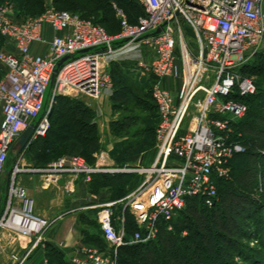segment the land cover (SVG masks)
<instances>
[{"label":"built area","instance_id":"obj_1","mask_svg":"<svg viewBox=\"0 0 264 264\" xmlns=\"http://www.w3.org/2000/svg\"><path fill=\"white\" fill-rule=\"evenodd\" d=\"M135 1L144 14L134 25L114 4L120 21L116 35L73 12L52 9L20 17L11 2L0 4V37L11 51L0 53L6 66L0 80V186L12 145L32 124L33 140L46 136L58 97L112 96L106 66L116 60L134 61L133 68L141 70L143 78H156L155 160L149 167L123 170L142 176L141 185L120 200L97 206L106 247L81 243L65 252L68 264H119L122 247L154 241L161 228L172 230L170 224L186 208L188 198L202 197L207 206H214L218 181L228 179L231 160L245 151L232 133L249 111L244 99L258 92L256 81L244 76L241 68L264 55V0ZM183 23L194 34L195 51L186 43ZM159 29V34L148 37ZM36 45L45 51L35 53ZM141 46L148 49L146 57ZM166 81L173 86H166ZM21 157L8 171L7 191L1 198L0 250L9 249L12 264H29L44 251L55 223L35 213L19 176L39 175L47 188L64 176H83L88 183L92 174L104 170L78 156L24 168ZM99 157L97 153L95 158ZM128 216L136 225L131 234L125 227ZM6 241L11 245L6 247Z\"/></svg>","mask_w":264,"mask_h":264},{"label":"trees","instance_id":"obj_2","mask_svg":"<svg viewBox=\"0 0 264 264\" xmlns=\"http://www.w3.org/2000/svg\"><path fill=\"white\" fill-rule=\"evenodd\" d=\"M8 1L15 4L18 1H24L23 8L20 6L17 8L20 17L36 16L43 7V0ZM58 3L80 9L84 12L80 15L82 18L91 20L102 27L114 28L116 21L120 26L114 8L115 0H60ZM99 13L103 16L99 17ZM105 30L110 34L108 28ZM263 59V54L257 55L258 62ZM5 74L0 77V80ZM114 80L111 101L115 109L123 110L127 114L111 123L112 131L128 134L133 128L143 126V129L135 134L134 140H124L115 145L112 157L115 163L121 166L126 165L131 158L143 155L155 147L159 116L152 93L153 105L148 108L144 100V91L150 82L156 81V78L142 79L138 86L139 95L135 96H133L134 90L129 87L127 79L118 77ZM256 83L258 92L244 99L249 106V111L246 117L237 124V128L244 135L245 151L236 154L230 162L232 179L218 181L220 182L218 201L214 206H207L202 197H190L187 199L186 208L172 221L173 224L182 225L189 231V237L181 240L189 248V252L187 253V250L181 246L180 240L174 233L161 228L155 241L122 247L119 251V264H230L231 252L227 250V247L233 246L234 250H241L243 247L241 242L250 239L249 231L252 229L253 232L258 231L259 223L257 222L261 218L260 207H264V204L256 198L255 191L259 189L260 184H264V116L254 114L252 119H249V116L252 100H257V104L264 109V93L257 81ZM64 98L61 100L60 107L53 108L51 113L57 118L54 121V126L57 128L54 130L50 128L45 137L38 138L29 146L30 150L35 146L41 148L37 157L35 156L36 163L33 167H45L62 156L82 157L90 165L95 161L94 154L100 151L96 128L91 125L93 119L91 110L81 101L68 99L65 101ZM137 110L148 113V117L136 115ZM65 112H68L69 120L65 119ZM61 119L69 124L66 125ZM76 127L85 128L86 134L77 133ZM51 151L53 152L50 153ZM43 153H48V157ZM90 158L92 160H89ZM38 161L42 164H38ZM125 184L126 176L119 173L114 175L92 174L86 189L91 194L105 200L108 199L107 195H112L109 199L117 196ZM100 190L106 192L98 195ZM96 224L98 234L85 235L84 243L105 248L106 243L101 228L97 221ZM125 227L128 234L135 232L136 225L131 216L127 217ZM195 242L200 243L201 248ZM45 251L49 264H68L65 253L53 245L47 244Z\"/></svg>","mask_w":264,"mask_h":264},{"label":"rangeland","instance_id":"obj_3","mask_svg":"<svg viewBox=\"0 0 264 264\" xmlns=\"http://www.w3.org/2000/svg\"><path fill=\"white\" fill-rule=\"evenodd\" d=\"M59 1L60 0H43V5H42L43 7L41 10L38 11V13L36 15H41L42 13H44L48 10H52V9L60 10V11H69V12L76 13L78 15L84 14V12L80 11V9H74L73 7L60 5L58 3ZM115 1H116V6L125 12L127 19L129 20V22L132 25L136 24L138 22V18L144 14L142 7L135 0H115ZM5 2H11V1L0 0V4H3ZM11 3L13 5V9L15 11V14L18 15L19 12H18L17 8L19 6L23 8L22 5H24V1H18L16 4L13 2H11ZM84 3H86V2H84ZM98 15H99V17L103 16V14H101V13H99ZM105 28L106 29L108 28V31L112 35L119 33V31H120V26H119V23L117 21H116L114 28H110L107 26ZM182 29H183L185 39H186V43H187L189 49L192 51H195L196 42L194 40V34H193L191 28L187 24L183 23ZM5 47H6L5 41L0 39V53L6 54L7 52L8 53L11 52V51H8L9 49H6ZM139 50L144 57H146V55H148V49L146 47L141 46L139 48ZM37 52H40V51L38 50ZM134 65H136V62H134V61L116 60L115 62L106 66V72H107L109 78L113 82V92H114V84H115L114 79L118 78V77H123V78L127 79V83L129 85V87L132 90H134L133 96L139 95V93H138V86L140 85L139 83L142 79L146 80L147 78H143L142 74H141V70L136 69V68L134 69L133 68ZM241 72L244 76L252 78L255 81H257L258 84L260 85V89L264 93V59L259 60V62H258L257 56H256L253 60H251L248 64L244 65L241 68ZM4 73H6V66L0 60V77H2ZM154 84H155V81L150 82L149 86L144 91L145 92L144 100L146 101L145 103L147 104L148 108H151V106L153 105V103L151 101V93H152V88H153ZM165 85L166 86L167 85L173 86V83H172V81L171 82L166 81ZM48 92H49V90H48ZM48 92H47V94H48ZM71 94L72 95L75 94L74 91H72ZM112 95H113V93H112ZM63 98L65 99V101H66V99L74 100V101H81L85 107H87L91 110L92 117H93V119L91 121V125L95 126L96 131H97V136H98L99 141H100V151L98 152V155L100 157H108L109 156L113 160L111 167L99 168L98 162H97L98 160L95 158V155L97 153L94 154V160L95 161H93V163L90 164V166H92L95 169H97V168L98 169H104L103 172L100 171V172H96L94 174L114 175V174L119 173L121 175L126 176V184L121 188V191L118 194L119 196L118 195L113 196V198L115 200L113 198L109 199V197H112V195L111 196L107 195L108 199L106 198L105 200L101 199L99 196L98 197L96 196V200L94 201L95 202L94 204L98 206V205H102V204L109 203L112 201H117V200L124 198L125 196H127L131 192L135 191L143 182V177L137 173H134V172H123V170H131L137 166L149 167L153 163V161L155 160V155H156L155 150L152 149L143 155L133 157L128 161V163L126 165H121V166L117 165L115 163V161L112 157V152H113V149L117 143L124 141V140H134L135 134L140 129H143V126L139 125L138 127L133 128L128 134H124V133H120V132H113L111 129V123L113 121L121 119L127 113L123 110L115 109L113 102L111 101V96L110 97L103 96V97H100L99 99H93V98H90L89 96H86L83 94H76L75 96L61 95L60 99L59 98L56 99V103L53 105L52 109L53 108L57 109L58 107H60L61 100ZM250 107H251V113H250L249 119H252L254 114H258V115L260 114V115L264 116V109L261 106H259V104H257V100L250 101ZM52 109L49 113V129L53 128V130H54L57 128V126H54V121L57 118L54 115L52 116V114H51ZM136 115L142 116L144 118L148 117V113L141 112L140 110L136 111ZM65 119L69 120L68 112H65ZM61 121H64V123H66V125L69 124V122H65V120L61 119ZM75 131L79 134L83 133V135H85L87 130L85 128L76 127ZM63 133H67V132H63ZM232 137L241 143L244 142V135L240 131V129L237 128V125L233 127ZM32 141H33V138L31 140V142ZM40 150H41V148L39 146H35L34 148H32V150H29V146H28L22 155H25L28 160H31L34 163H36L35 159L37 157V154L40 152ZM52 152L53 151H51L50 153H52ZM43 154L46 155V157H48V155H49L48 153H46V154L43 153ZM14 157H15V153H12L11 158H10V162H9L10 168L12 167ZM46 157H43V158H46ZM89 160H92V158H90ZM108 161H109V163H111L110 160H108ZM38 164L41 165L42 162L38 161ZM107 169H109V170H107ZM105 170H107V171H105ZM263 170H264V167H263ZM229 175L230 176L228 177V180L232 179V173H230ZM220 182H218V185L220 184ZM88 192H89V190H88ZM103 192L105 193L106 191L100 190L98 195H100ZM255 195H256V198L261 203L264 204V184H260L259 189H257L255 191ZM87 200H84L81 198V200H79L77 202L72 201V203L68 204V209H70L72 207L77 208L80 205H82L83 203H87ZM204 202L206 204L205 199H204ZM3 203H4V198L2 200V206H3ZM94 204H92V205H94ZM87 213H88V216H86L84 219H82V223L84 225H86L89 229H96V227H97L96 219H97L98 209H96L94 211H87L86 215H87ZM260 217H261L260 221L257 222V223H259L258 226L255 225L258 227V231L253 232L252 231L253 229L249 231L248 236L250 239L243 240L241 242V245L243 246L241 250H239V251L234 250L233 246L227 247V250L231 252L230 258H229L230 264H264V207L263 206L260 207ZM170 226H171L172 230H167V231L172 232L177 236V238L180 240L181 246L184 249H186L187 251L186 250L185 251L188 253L189 248H187L185 246L184 242H182L181 240L184 237H189V231L186 228H183L182 225L178 226L176 224L171 223ZM59 227H60V223L53 226V228L47 233L46 238L51 240V241L56 240L55 239L56 236L58 234L61 235V233H62V231ZM251 234H253V235H251ZM84 238H86V236H84ZM192 240H194V239H192ZM195 243H196V245H198L201 248L200 243H198V242H195Z\"/></svg>","mask_w":264,"mask_h":264},{"label":"crops","instance_id":"obj_4","mask_svg":"<svg viewBox=\"0 0 264 264\" xmlns=\"http://www.w3.org/2000/svg\"><path fill=\"white\" fill-rule=\"evenodd\" d=\"M38 50L40 52H37ZM33 51L35 53H43L45 49L40 45H36ZM36 140L37 139L33 140L31 144ZM97 160L99 168L111 167L113 163V160L109 156L99 157ZM108 160H110L111 163H109ZM14 163L15 162L13 161L11 168L8 163L7 172L12 170ZM34 164L35 163L33 161L28 160L25 155H22L21 166L27 168L32 167ZM103 171L104 170H102V172ZM7 180L8 178L6 173L0 186V215L3 207L1 198L6 194ZM18 181L19 184L26 190L27 196L33 201L35 213L51 221H55L50 230L53 226L60 223L59 228L62 231L61 235L58 234L55 238L56 240L54 241L47 239V244H51L65 253L76 248L81 243H84L85 235L98 234L96 229H89L82 223V219L88 216V213L86 215L87 211H94L97 209V205L94 204L96 196L88 192L86 189L87 183H85L83 176L78 178L64 176L57 181H52L47 188L43 187L44 179L39 175L23 173L19 176ZM81 198L84 200L88 199L87 203H83L77 208L72 207L68 209L69 203H72V201L77 202L81 200ZM5 244H8L6 246L8 247L11 245V242L10 245L7 241ZM45 253V250L38 251L37 255L29 264H43L44 260L47 259ZM0 264H12L9 259V249H6L4 252H1L0 250Z\"/></svg>","mask_w":264,"mask_h":264},{"label":"water","instance_id":"obj_5","mask_svg":"<svg viewBox=\"0 0 264 264\" xmlns=\"http://www.w3.org/2000/svg\"><path fill=\"white\" fill-rule=\"evenodd\" d=\"M161 32V29L155 31L154 33L148 35V37L150 36H155L157 34H159ZM69 57H66L62 60V62L59 64V66L65 61L67 60ZM58 66V67H59ZM58 70L55 71V74L57 73ZM55 79V75L52 78L51 81V85H53ZM36 129V125L32 124L30 125L19 137L18 139L14 142V144L12 145L11 148V152L15 153V157L13 159V161H17V159L20 158V156L23 154V152L25 151V149L29 146V144L31 143V140L33 138L34 132ZM10 177V172H7V178L9 179Z\"/></svg>","mask_w":264,"mask_h":264}]
</instances>
